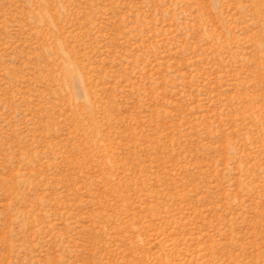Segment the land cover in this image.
Masks as SVG:
<instances>
[{"label":"rangeland","instance_id":"1","mask_svg":"<svg viewBox=\"0 0 264 264\" xmlns=\"http://www.w3.org/2000/svg\"><path fill=\"white\" fill-rule=\"evenodd\" d=\"M0 264H264V0H0Z\"/></svg>","mask_w":264,"mask_h":264}]
</instances>
